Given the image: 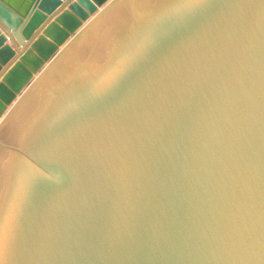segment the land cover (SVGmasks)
<instances>
[{"label":"water","instance_id":"1","mask_svg":"<svg viewBox=\"0 0 264 264\" xmlns=\"http://www.w3.org/2000/svg\"><path fill=\"white\" fill-rule=\"evenodd\" d=\"M0 264H264V0H0Z\"/></svg>","mask_w":264,"mask_h":264},{"label":"crops","instance_id":"2","mask_svg":"<svg viewBox=\"0 0 264 264\" xmlns=\"http://www.w3.org/2000/svg\"><path fill=\"white\" fill-rule=\"evenodd\" d=\"M9 42V41H8ZM10 43V42H9Z\"/></svg>","mask_w":264,"mask_h":264}]
</instances>
